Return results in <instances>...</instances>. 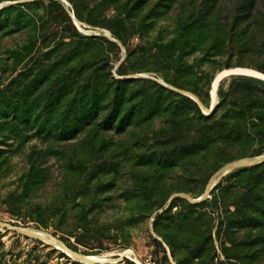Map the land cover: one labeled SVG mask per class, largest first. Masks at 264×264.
I'll return each instance as SVG.
<instances>
[{"label": "rangeland", "instance_id": "rangeland-1", "mask_svg": "<svg viewBox=\"0 0 264 264\" xmlns=\"http://www.w3.org/2000/svg\"><path fill=\"white\" fill-rule=\"evenodd\" d=\"M15 1L0 0L1 8ZM58 1L80 36L65 31L61 16L54 32L59 9L49 3L16 7L8 17L17 16L19 27L10 20L0 32V264H85L67 250L112 255L97 264H264V237L250 234L264 196L232 214L263 174L231 173L198 209L182 195L194 197L217 168L264 149V107H241L264 98V87L229 79L225 98L220 84L216 91L223 75H264V0ZM158 85L194 94L206 114L215 108L225 133L214 137L208 160L198 154L174 167L156 164L178 146L167 113L148 118L155 103L177 104ZM117 91L120 117L133 116L124 129H116L119 120L105 128ZM71 127L72 134L64 130ZM20 228L45 231L48 240Z\"/></svg>", "mask_w": 264, "mask_h": 264}, {"label": "trees", "instance_id": "trees-1", "mask_svg": "<svg viewBox=\"0 0 264 264\" xmlns=\"http://www.w3.org/2000/svg\"><path fill=\"white\" fill-rule=\"evenodd\" d=\"M46 3L55 5L59 9L58 14H55L52 17V23L51 24H53V26H54L53 30L55 33H58L57 31H55V29H57V28L59 29V26L60 27L62 26L61 23H59V21H60L59 19L61 16L62 21L65 23L63 25V27H65L64 29H66L65 31H69V33L73 37L81 35L80 32L77 30L75 24L73 23L71 16L67 13L63 4L61 2H59L58 0H30V1H26V2L17 3L18 6H15V7L4 6V7L0 8V32L6 28L8 21L11 20L8 17L9 16L8 14L11 10L15 9L16 7H18V8L29 7V6H34V5H43ZM210 12L207 11V12L200 14L199 15L200 21L203 23H206V20L208 18V14ZM74 13L78 18L82 17L77 8L74 10ZM11 21L13 23L12 25L19 27L20 19L17 16H14ZM200 26H202V24ZM36 31L37 30H35L34 33H36ZM62 45H70V42L63 41ZM75 48L77 49L78 47L76 46ZM51 52H54V49ZM75 53L73 55L71 54L70 59H72V57L76 58L77 54H75ZM229 79H230V81H235V82H238V83H240L242 85H246V86H262V87H264V80H262L260 78H256V77H252V76L244 75V74L229 75V76L224 77L221 80V82L219 81L220 82V89H219V92H217V95L219 93L221 98H225L227 95L226 90L224 89V84ZM165 81H166V84H168V85H172L174 87H181L175 81L169 80L167 78H165ZM211 83H212V77L206 75L204 85L208 86L210 84V87H211ZM218 85H219V83H218ZM218 85H217V87H218ZM158 86L161 90L167 92L171 97L177 98V100H176L177 104L175 106H169L166 108H162V107L158 106L157 103H155L148 110V118H154L156 115H159V113L161 111L164 113H167L168 125H170L171 129H173V133H176L174 136V138H175L174 145L178 144V146L175 147L173 149V151H171L169 153L168 156H171V158H168V157L163 158L162 156H157L156 164L159 165L160 167H165V168L166 167H174L177 165V163H176L177 159L182 160L185 158L186 159L192 158L198 154H203L202 156L205 157V161L208 160V158L206 157V153L209 154L210 151H208V150L211 148V144L213 142L214 137H216L217 135L221 136L222 133H225V131L223 130V126L220 123L215 122L214 111L209 113V114H206L204 112V110L200 108L199 104L195 101V99L192 98L191 96L179 94L178 92L170 90L168 87H166L164 85H158ZM157 93H159V92H157ZM114 94L115 95H114L113 101H112V108H111L110 112L108 113V115L104 118L102 123H103V126L105 128H112V127H114V124L119 120L117 122L116 129H124V127L127 126L130 119L132 118L134 110L133 111L132 110L126 111L125 114H123L120 117V114L122 113V111H121L122 105L121 104L123 103V96H122V93H119L118 91L114 92ZM101 96H102V94H100L99 90L93 92V99L91 102L92 104L89 108L91 117H94V115H96L98 112V110H97L98 99ZM241 107L249 108V109L255 108V107H264V98H261L260 96L252 97L250 100L243 102L241 104ZM207 108H210V107H207ZM85 114H86V116L89 115L88 112ZM64 130H66L67 133L72 134L74 131L77 130V127H75V128L71 127V128H67ZM191 134H193V135H191ZM262 154H264V149L261 152H258L256 155H262ZM256 155H253V156H256ZM207 164L208 163H205V164H203V166L205 167ZM219 168H217L213 172V174ZM231 173L232 174L248 175V176H253V175L259 176L261 174L264 175V162L257 164V165L242 167V168H239L235 171H232ZM231 173L226 175L222 179V181L215 187V189H217L222 184L223 180L225 178H228ZM211 176L206 181V184L210 180ZM259 183H262L264 185V180L258 181V183L252 185L250 192L247 193V195L244 197V199L241 201H238L234 204L235 210L232 212V214L235 217L239 216L241 213L245 212V210L248 207V204H249L251 197H253V196L254 197L264 196V187H262ZM206 184H205L203 191H201L199 194L194 196L195 198L201 197L204 194ZM214 190L212 191V193L214 192ZM175 199L177 200L180 198L176 197ZM175 199H173V201H171L172 205H173V202L175 201ZM208 199L209 198H207L203 201H200V202H196V203H192V201H189L188 199H186L187 201H189V202H187V201L186 202L189 205V207H191L193 209H198L201 207L200 206L201 203L206 202ZM218 207H219V209L221 208V203L217 206V211H219ZM171 208L172 207L165 209L161 214L157 215V218L161 217L165 213L169 214L172 210ZM260 211L262 212V214H259V215L257 214L255 216V219L252 218V220L257 221L256 222L257 225L252 226L250 229V230H252L250 232V234L255 235L257 233L256 234L257 238H263L264 237V208H262ZM221 223H220V226H221ZM228 235H230L232 237V241H234L236 239L235 235H237V232H234L232 229V231H230L228 233ZM232 243H234V242H232ZM222 250L226 252L229 249L225 244H223Z\"/></svg>", "mask_w": 264, "mask_h": 264}, {"label": "bare ground", "instance_id": "bare-ground-1", "mask_svg": "<svg viewBox=\"0 0 264 264\" xmlns=\"http://www.w3.org/2000/svg\"><path fill=\"white\" fill-rule=\"evenodd\" d=\"M73 18H74V20H75V17H74V14H73V16H72ZM83 25V24H82ZM230 72V71H229ZM241 73H243V74H248V75H254V76H258V77H262V78H264V75L263 74H261V72L260 73H258V72H256V71H254V70H250V69H244V70H242V72ZM229 74H239V73H229ZM229 74H226V75H223V76H221L219 79H218V82H217V85H218V83H220L219 81H221L225 76H227V75H229ZM216 80V79H215ZM213 83H214V81H213ZM213 85V84H212ZM214 88V87H213ZM212 90V89H211ZM216 90H217V86H216ZM213 93H214V91H213ZM186 95H188V94H186ZM190 96V95H189ZM192 98H194L195 100H198V98L193 94V96H191ZM201 107H202V109L204 110V108H203V105L201 104ZM215 108L213 107L212 108V111L214 110ZM211 111V112H212ZM210 112V113H211ZM246 158V159H245ZM241 159H244V160H242V161H238V160H241ZM241 159H238V160H235V162L234 161H232V163L229 165V166H227L225 169H221V170H219L218 172H216V174H214L212 177H211V179H210V183H209V185H208V188H207V190H205L204 191V194L201 196V197H199V198H196V199H191V201H192V203L193 202H200V201H203V200H205V199H207L208 198V191H209V189L216 183V181H218V179H220V177L222 176V175H224L226 172H228V171H230V170H235V169H237V168H232L233 166H235V165H245V164H255V163H257V162H260V161H262V160H264V155L263 156H259L258 155V157H255V158H249V157H244V158H241ZM239 168V167H238ZM184 197H186V198H188V196L187 195H185V194H182ZM175 196H180L179 194H177V195H175ZM175 196H173V197H175ZM19 231H21V232H31L32 234H34V235H37V236H39V237H41L42 239H44L45 241H47L48 240V238L45 236V234H44V232H42V231H37V230H35V229H31V228H20L19 229ZM47 235V234H46ZM53 240V239H52ZM59 242V241H58ZM57 243V242H56ZM60 246V245H59ZM65 248V247H64ZM68 251V253H69V255L72 257V258H74L75 260H78V261H80V262H82V263H85V264H97V263H103V262H111V261H114L112 258H109V257H111L112 255L110 254V255H102V256H99V255H83V254H80V253H77V252H74V251H71V250H67ZM126 253H129V252H127V251H124V252H122L121 253V255L122 256H126ZM135 260V259H134Z\"/></svg>", "mask_w": 264, "mask_h": 264}, {"label": "water", "instance_id": "water-1", "mask_svg": "<svg viewBox=\"0 0 264 264\" xmlns=\"http://www.w3.org/2000/svg\"><path fill=\"white\" fill-rule=\"evenodd\" d=\"M26 1H30V0H17V1H15L14 3H21V2H26ZM0 8H1V5H0ZM75 16V15H74ZM229 75H236V74H229ZM229 75H227V76H229ZM226 77V76H225ZM221 82V81H220ZM213 84V83H212ZM211 84V89H212V85ZM220 84V83H219ZM211 89H210V92H211ZM186 95V94H185ZM198 98V97H197ZM198 104H199V106H200V108L202 109V107H201V101L199 100V98H198V100H195ZM256 156H258V155H256ZM244 158V157H243ZM241 159V158H240ZM264 162V160H262V161H260V162H257V163H255V164H245V165H241V166H239V168H242V167H247V166H252V165H257V164H260V163H263ZM239 168H237V169H239ZM237 169H235V170H237ZM219 170V169H218ZM235 170H230V171H228V172H226L224 175H222L221 177H220V179H218V181H216V183L209 189V191H208V198H210V196H211V194H212V191L215 189V187L222 181V179L226 176V175H228L229 173H231L232 171H235ZM209 183H210V180L207 182V184H206V188H205V190H207V188H208V185H209ZM185 194H187V193H185ZM187 196H188V200L189 201H191V199H196V198H199V197H192V196H190L189 194H187ZM175 197H177V196H175ZM175 197H171L170 199H169V202H168V204H170L171 203V201L175 198ZM193 203H196V202H193Z\"/></svg>", "mask_w": 264, "mask_h": 264}]
</instances>
